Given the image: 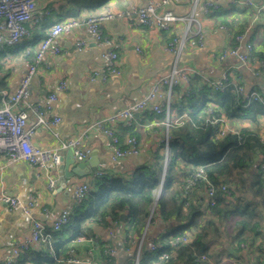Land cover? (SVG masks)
Returning <instances> with one entry per match:
<instances>
[{
    "label": "crops",
    "instance_id": "obj_1",
    "mask_svg": "<svg viewBox=\"0 0 264 264\" xmlns=\"http://www.w3.org/2000/svg\"><path fill=\"white\" fill-rule=\"evenodd\" d=\"M84 1L36 0L44 16H35L28 25L30 35L11 53L6 54L3 69L0 71V81L4 90L13 92L26 72L27 63L38 50L51 25L77 18L82 25L62 38L60 55H46L31 82L29 102L42 107L50 104L51 109H46L48 118L61 119V123L54 129L38 126L31 138L32 143L41 148H57L62 142L79 137L93 124L107 120L106 126L119 135L123 147H126L128 137H136L140 154L138 157L113 161L111 138L103 132L92 131L84 142L83 149L90 151L89 158L85 161L92 154H97V167L86 177H67L65 168L70 173L78 163L85 162L75 158L74 164L67 165L70 149L61 152V162L57 167L52 164L46 168L32 167L26 163H11L0 157V264H4L12 249L30 236L33 221H40L50 227L65 208L75 206L74 191L77 185L89 183L91 189L93 179L100 177V172L104 173L102 176L111 178H128L139 167L152 166L157 155L164 154L162 141L166 135V127L162 124L163 117L145 111L136 115L130 127L123 119H109L124 109L126 101L142 100L149 93L153 82L170 72L174 57L166 51L168 43L174 36L191 38L198 31V26L194 23L187 30L186 23L177 22L171 24L167 30L143 27L136 10L149 1L161 3L162 0H86L90 3L85 5ZM252 1L253 6L246 5L245 0H169L167 5L161 6L158 10L160 13L170 11L181 17L194 15L205 33L203 45H186L181 56V65L193 69L194 75H199L204 81H217L227 73L234 84L243 85L248 91H257L264 95V68L257 56L246 65L232 58L223 61L215 58L221 50L236 44L234 36L237 35L239 25L244 22L249 24L245 31L239 33L246 35L242 46L251 43L254 52L264 55V7L262 0ZM207 2L216 4L214 16L203 13L204 4ZM125 12L129 15L118 17ZM108 13L115 15V18L104 21L101 26L108 43L99 45L84 24L89 17ZM224 21L232 22L233 28L222 23ZM220 25H224L228 31L215 33ZM79 38L87 42V47L81 53L76 48ZM107 50L117 52L118 66L122 74L111 77L106 82L92 80L94 71L106 64L103 54ZM61 81L67 83L65 92L59 89ZM51 94L57 95V100L53 103H49ZM178 98V95L176 99L174 96L173 102ZM36 121L35 115L30 114L28 125L34 126ZM249 126L250 123L244 119H237L230 124L235 131ZM246 173L244 185L237 180H228V184L226 183L233 193L224 198L220 206L225 214L214 217H211L212 214L207 215V218H213L215 227L210 228V250L209 255H206L207 260L204 261L206 264H264V153L258 152L254 155ZM175 190H184L183 179L175 185ZM162 193L161 189H156V199ZM5 195L16 198L20 205L11 207L2 200ZM190 198L191 204L200 206L207 214L210 213L204 188L191 192ZM31 200L33 207L30 215H27L23 208ZM155 205L151 208L147 226L137 246L136 242L127 246V215L121 213L118 220L109 218L107 225L96 221L87 222L84 227L91 234L90 238L84 237L86 241L81 243L73 241L71 246L74 252L72 254L71 250L70 258L78 259L79 264H108L109 261L113 264H133L139 251L141 255L147 253L152 244L177 225L174 220L164 222L154 215ZM237 208L240 210L231 216L228 214ZM244 220L246 227L242 224ZM201 221L205 223L206 217L202 216ZM240 230H244L248 237L246 242L240 243L236 239ZM188 233L192 235V232ZM70 237L71 234H67L64 239L68 240ZM128 238L132 239L131 236ZM109 249L113 250L112 255ZM52 251L53 244L32 246L21 254L16 263L21 264L30 253L52 254Z\"/></svg>",
    "mask_w": 264,
    "mask_h": 264
},
{
    "label": "built area",
    "instance_id": "obj_2",
    "mask_svg": "<svg viewBox=\"0 0 264 264\" xmlns=\"http://www.w3.org/2000/svg\"><path fill=\"white\" fill-rule=\"evenodd\" d=\"M169 0H162L161 3L149 1L145 6L136 10L139 16L140 23L146 28H161L169 29L171 24L184 22L187 24V30L192 24L198 26V31L193 33L191 38L186 36H174L166 47V51L173 55V65L170 72L153 82L149 93L140 101H126L124 109L109 120L114 121L123 119L127 126H132L136 115L151 111L159 117H163L162 124L166 127V135L162 141L164 155V171L162 181L159 185V190L163 187L164 177L168 169L171 156V128H180L189 121V116L184 114L177 116L173 110V91L180 85H187L190 77L195 74L193 69L181 65V56L187 44L191 46L203 45L205 33L201 28L199 21L192 15L191 17L177 16L170 11L160 13L158 10L161 6L167 5ZM264 7V0H262ZM245 4L253 6L252 0H245ZM261 7V9H262ZM217 8L216 4L207 2L204 4L203 13L209 15ZM39 15L44 16L43 11H40L36 0H0V50L12 48L20 44L26 37L30 35L28 25L33 21L34 17ZM129 15V13L119 14L118 17ZM115 18V15L108 13L104 16L89 17L84 25L87 26L89 33L94 41L99 45L107 44L108 41L104 38L101 26L104 21ZM82 23L77 19L67 20L65 22H55L48 30L46 37L40 42L38 50L35 52L31 60L27 63L26 72L21 77L18 87L13 92L3 90L0 95V157H4L11 163H26L32 167L46 168L52 164L58 166L61 162V152L69 149L74 150V156L79 161H85L89 158L90 151L83 149L84 142L89 138L92 131L105 133L111 138V158L113 161L121 159L138 157L140 154L139 143L136 137H128L126 147H123L117 133L106 126L107 120L99 121L90 126L83 134L75 139L62 142L57 148H41L32 143V136L38 126H45L54 129L60 123L61 119L55 117L49 119L46 109H51V105L40 106L33 105L29 102L30 85L38 72L39 66L43 63L46 55L58 56L62 52L60 41L65 35L71 34ZM228 31L224 25H220L216 32ZM246 38L245 34L234 36L235 45L225 48L216 54L217 60L223 61L228 58L236 59L241 64L246 65L253 59V45L248 43L242 46ZM87 47V42L84 39H77L76 48L79 53L83 52ZM106 64L92 74V80L100 79L106 82L111 77H119L122 74L118 66L119 56L113 50H107L103 54ZM261 67L264 68V61H261ZM206 82L216 91H223L231 84V79L227 73L217 81L206 80ZM235 91L238 96L243 98V105L247 107L252 102H261L264 104V97L257 91H248L243 85L234 84ZM59 89L61 92L67 90V83L61 81ZM190 91H187V96ZM57 100L56 94L49 96V103ZM18 109V110H16ZM30 114L37 118L34 126H29ZM174 116V117H173ZM211 122L220 125L217 138H224L227 134H238L230 127V123L225 118L212 117ZM57 137L58 134L54 133ZM104 173L100 172L98 176ZM204 188L208 199L207 206L214 208L217 206V193L222 192L224 198H228L231 193L228 185H215L209 178L203 166L193 168L192 171L183 177V189L186 194ZM90 191V184L83 183L76 186L74 191L75 205L81 204L87 197ZM2 200L15 208L20 205L16 198L3 196ZM188 205V204H187ZM33 201H29L24 206L23 210L27 215H30ZM73 207L65 208L50 227H46L40 221H33L31 234L25 238L19 245L12 249L11 253L6 258L4 264H15L22 253L28 251L32 246H52L54 236L65 226L69 221V216ZM192 239L190 233H185L181 237L175 239L174 243L188 244ZM86 241L84 237L78 238L75 242L81 243ZM156 244H152L149 248L150 252L157 250ZM74 250H72L73 254ZM110 254L113 250L109 249ZM173 252L163 253L160 256V261L165 262L170 259ZM140 251L135 257L133 264H140ZM207 256H202L201 261H206ZM80 261L75 258H70L68 264H79ZM92 264H101L93 262ZM108 264H113L109 261Z\"/></svg>",
    "mask_w": 264,
    "mask_h": 264
},
{
    "label": "trees",
    "instance_id": "obj_3",
    "mask_svg": "<svg viewBox=\"0 0 264 264\" xmlns=\"http://www.w3.org/2000/svg\"><path fill=\"white\" fill-rule=\"evenodd\" d=\"M88 2L90 3L85 0L83 3L85 5ZM214 14L213 11L209 15ZM222 23L233 28L232 22ZM248 24L244 22L239 25L237 35L245 31ZM18 46L19 44L0 50V71L6 54ZM252 56L264 61L263 54L258 55L253 51ZM3 90L0 81V95ZM187 91H190L188 96ZM177 95L179 98L173 103L175 115L187 114L190 119L184 126L170 129L171 156L160 197L156 199L155 190L162 181L164 155H157L155 164L139 167L128 178L95 177L86 199L73 207L67 225L54 236L53 253H30L21 264H65L72 256L71 243L81 237L90 238L91 234L84 227L87 222L96 221L107 225L109 218L118 220L121 213L127 215V246L133 242L137 246L154 204V215L164 222L174 220L177 225L155 242L158 245L156 251L140 255V264H206L201 261V257L209 255L210 228L215 227L213 218H210L225 214L220 208L224 196L218 191L217 206L209 207L210 213L207 214L200 206L191 204L190 193L176 191L175 185L181 183L193 168L200 166L205 168L209 178L217 186L226 185V179L231 182L237 180L244 185L246 171L249 170L254 155L264 153V104L252 102L245 107L243 98L237 95L232 81L223 91H216L199 75L191 76L187 85L178 86L173 91V97L176 99ZM212 117L225 118L230 124L237 119H244L250 126L241 129L238 134L229 133L224 138H217L220 125L212 123ZM229 191L233 193L230 188ZM239 210L237 208L228 214L231 216ZM209 214L212 215L207 218ZM202 216L206 217L205 223L201 221ZM242 224L246 227L247 223L244 220ZM188 232H192L190 243H174L175 239ZM67 234H71L68 240L64 239ZM236 239L241 243L246 242L248 237L244 230H240ZM169 252H173L170 259L161 262L160 256Z\"/></svg>",
    "mask_w": 264,
    "mask_h": 264
},
{
    "label": "water",
    "instance_id": "obj_4",
    "mask_svg": "<svg viewBox=\"0 0 264 264\" xmlns=\"http://www.w3.org/2000/svg\"><path fill=\"white\" fill-rule=\"evenodd\" d=\"M71 159V161H69ZM97 154H92L88 161L78 163L77 166L70 172L67 173V169L65 168L66 174L68 178L73 176H77L79 178L86 177L93 173L94 169L97 167ZM74 164L75 163V156L74 150L70 149L69 157L66 159V164ZM66 165V166H67ZM64 167H60L63 169ZM225 182L228 184V180L226 179ZM122 219H124V215H122Z\"/></svg>",
    "mask_w": 264,
    "mask_h": 264
}]
</instances>
